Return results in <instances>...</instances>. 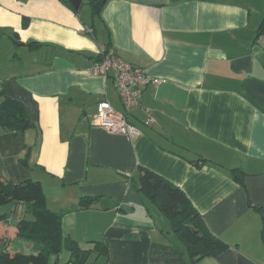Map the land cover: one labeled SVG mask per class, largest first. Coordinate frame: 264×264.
I'll return each instance as SVG.
<instances>
[{
  "label": "crops",
  "instance_id": "1",
  "mask_svg": "<svg viewBox=\"0 0 264 264\" xmlns=\"http://www.w3.org/2000/svg\"><path fill=\"white\" fill-rule=\"evenodd\" d=\"M89 7L0 0V86L36 125L17 136L0 129V177L41 182L49 209L64 214L65 237L107 241L110 258L86 264H264L263 218L231 176L234 168L264 175V108L245 89L264 83V36L254 44L264 0H108L98 19ZM106 47L160 79L129 116L136 139L92 124L101 101L124 111L113 78L90 74ZM27 149L30 167L21 163ZM140 167L183 189L229 250L192 263L169 220L142 204ZM83 197L101 198L99 209L79 211ZM0 212L11 213L0 252L9 239L12 254L32 252L17 238L26 204Z\"/></svg>",
  "mask_w": 264,
  "mask_h": 264
},
{
  "label": "trees",
  "instance_id": "2",
  "mask_svg": "<svg viewBox=\"0 0 264 264\" xmlns=\"http://www.w3.org/2000/svg\"><path fill=\"white\" fill-rule=\"evenodd\" d=\"M60 1L73 8L69 0ZM85 2L91 7L93 18L98 19L108 0H85ZM25 21L28 19L25 18ZM262 36H264V20L257 28L254 44H257ZM16 43L23 44L19 41ZM26 46L34 51L43 47V44L31 42ZM110 51L111 49L106 47L96 61H101L109 55ZM0 98L2 99L0 129L17 136L21 132L36 127L22 102L2 91ZM132 111L126 114L128 121ZM201 161L204 162L205 159L198 160L196 165ZM21 163L30 167L28 149ZM138 170V178L132 179L135 181L134 186L142 204L149 214L152 209H155L169 220L171 233L176 235L184 245L186 254L192 263L206 258H217L229 250L231 245L210 231L204 216L196 209L183 189L150 169L140 167ZM231 176L239 186L246 190L245 180L249 176L246 172L241 168H234L231 170ZM124 179L128 182L131 180L129 177ZM101 200V198L83 197L78 209L79 211L99 209ZM18 201L26 204V216L17 224V238L32 243V252L12 254L9 249L17 240L9 239L0 252V264H49L52 257H60L64 250L70 254L67 264H86L94 254L110 258V247L105 239L90 242V247V245H81L71 236L65 237L64 214L49 209L41 182L29 178L21 183H13L0 177V209ZM253 208L263 218L262 238L264 241V211L258 207L253 206ZM10 217V212L4 214L0 212V224L9 222Z\"/></svg>",
  "mask_w": 264,
  "mask_h": 264
},
{
  "label": "built area",
  "instance_id": "3",
  "mask_svg": "<svg viewBox=\"0 0 264 264\" xmlns=\"http://www.w3.org/2000/svg\"><path fill=\"white\" fill-rule=\"evenodd\" d=\"M92 76L112 77L118 87L120 100L125 111L116 110L110 102L101 101L97 112L92 118V124L102 127L111 133L122 134L130 139L141 135V129L130 123L127 113L141 105L144 88L148 84L158 85L160 79L152 78L144 68L127 63L117 56L113 50L101 61H96L90 69ZM2 89L0 86V93ZM126 112V113H125ZM154 123V118L149 116L145 125Z\"/></svg>",
  "mask_w": 264,
  "mask_h": 264
},
{
  "label": "water",
  "instance_id": "4",
  "mask_svg": "<svg viewBox=\"0 0 264 264\" xmlns=\"http://www.w3.org/2000/svg\"><path fill=\"white\" fill-rule=\"evenodd\" d=\"M69 2L75 10H79L83 0H69ZM245 89L247 94L264 108V83L251 80L247 83ZM245 188L252 205L264 211V175L248 176L245 180Z\"/></svg>",
  "mask_w": 264,
  "mask_h": 264
},
{
  "label": "rangeland",
  "instance_id": "5",
  "mask_svg": "<svg viewBox=\"0 0 264 264\" xmlns=\"http://www.w3.org/2000/svg\"><path fill=\"white\" fill-rule=\"evenodd\" d=\"M88 9H90V7H89ZM82 245H83V244H82ZM83 246H86V245H83ZM65 256H66V257L69 256V253H68L66 250H64L63 253H62V255H61V260H62V261H63V258H64ZM54 259H55V258H54Z\"/></svg>",
  "mask_w": 264,
  "mask_h": 264
}]
</instances>
